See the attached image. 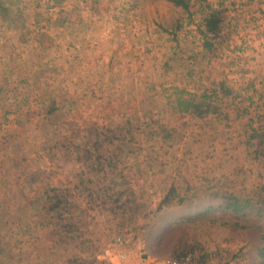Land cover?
<instances>
[{"label":"rangeland","instance_id":"1","mask_svg":"<svg viewBox=\"0 0 264 264\" xmlns=\"http://www.w3.org/2000/svg\"><path fill=\"white\" fill-rule=\"evenodd\" d=\"M186 1L0 0V264H264V0Z\"/></svg>","mask_w":264,"mask_h":264},{"label":"trees","instance_id":"2","mask_svg":"<svg viewBox=\"0 0 264 264\" xmlns=\"http://www.w3.org/2000/svg\"><path fill=\"white\" fill-rule=\"evenodd\" d=\"M171 2L174 4V6L176 7H180L181 9H184L186 11H188V2L186 0H171ZM0 12H6V9L2 6V4L0 3ZM224 11H213L212 14L210 16H208L207 18H205V30L204 32H202V35L205 39H207L208 36L210 35H216L221 31V24L223 21V17H221L223 15ZM210 43L206 42V47L207 49H209L210 47ZM184 103H182L183 105ZM187 104V103H185ZM187 105H191V104H187ZM194 108L199 109L198 106H195ZM260 138H264V135H261ZM229 200V199H228ZM238 200L234 199L233 203H228L226 205V207L221 208L222 210H232L234 213H239L242 210H244L246 208V206L249 204V200H246L244 202V204L241 203H237ZM207 211H212V209H209Z\"/></svg>","mask_w":264,"mask_h":264},{"label":"built area","instance_id":"3","mask_svg":"<svg viewBox=\"0 0 264 264\" xmlns=\"http://www.w3.org/2000/svg\"><path fill=\"white\" fill-rule=\"evenodd\" d=\"M117 244L123 246V240H120V239L117 240ZM117 256L120 258L126 257V255L122 252H120ZM141 258H145V257H141ZM147 259L150 260L149 258L140 259V262H145L144 264H199V260H200L198 256L194 257L193 255H191V253L184 254L180 257L166 258V259H154V260H150L146 262Z\"/></svg>","mask_w":264,"mask_h":264}]
</instances>
